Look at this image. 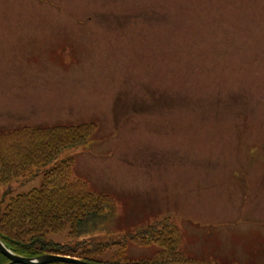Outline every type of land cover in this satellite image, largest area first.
Segmentation results:
<instances>
[{
    "label": "rangeland",
    "instance_id": "374dc122",
    "mask_svg": "<svg viewBox=\"0 0 264 264\" xmlns=\"http://www.w3.org/2000/svg\"><path fill=\"white\" fill-rule=\"evenodd\" d=\"M90 122L59 158L114 238L167 217L188 258L264 264V0H0V131Z\"/></svg>",
    "mask_w": 264,
    "mask_h": 264
},
{
    "label": "trees",
    "instance_id": "16d2710c",
    "mask_svg": "<svg viewBox=\"0 0 264 264\" xmlns=\"http://www.w3.org/2000/svg\"><path fill=\"white\" fill-rule=\"evenodd\" d=\"M231 97L237 96H227ZM96 129L90 122L0 131V241L4 246L31 259L52 254L94 264H218L183 255L181 233L167 217L114 238L113 198L88 190L83 181L73 177L72 156L59 158L64 151L86 146ZM39 174L42 183L37 189L14 197L9 196L10 190L2 189L17 178L25 182ZM127 241L160 249L152 258L133 259L124 251ZM105 255L110 256L104 259ZM0 264L20 263L0 252Z\"/></svg>",
    "mask_w": 264,
    "mask_h": 264
},
{
    "label": "water",
    "instance_id": "95a60500",
    "mask_svg": "<svg viewBox=\"0 0 264 264\" xmlns=\"http://www.w3.org/2000/svg\"><path fill=\"white\" fill-rule=\"evenodd\" d=\"M0 252L8 259H10L11 262L20 263V264H45L55 261L72 263V264H94L68 256L52 255V254H45L31 259L11 252L8 248L4 246V244L1 241H0Z\"/></svg>",
    "mask_w": 264,
    "mask_h": 264
}]
</instances>
